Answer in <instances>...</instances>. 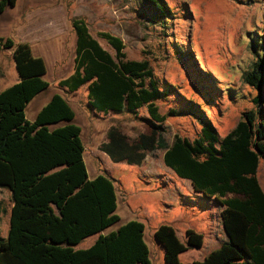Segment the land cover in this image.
I'll list each match as a JSON object with an SVG mask.
<instances>
[{
  "label": "trees",
  "instance_id": "obj_1",
  "mask_svg": "<svg viewBox=\"0 0 264 264\" xmlns=\"http://www.w3.org/2000/svg\"><path fill=\"white\" fill-rule=\"evenodd\" d=\"M14 2L0 0V12ZM145 2L157 23L166 25L175 11L165 0ZM72 26L74 67L59 85L70 92L86 85L88 104L97 112L136 113L146 107L151 117L149 132H140L131 142L110 128L101 150L113 162L140 164L147 151L162 149L165 165L188 179L193 190L219 204L227 239L192 264H264V189L257 175L264 159V36L261 54L252 41L254 59L242 73V81L256 91L251 99L254 107L242 111L222 137L207 111L223 92L217 78L193 59L191 49H180L192 79L201 86L206 106L185 97L187 114L198 119L199 129L192 139L175 134L168 143L161 125L166 114L159 113L156 101L171 94L185 95L156 77L146 59H127L119 36L99 34L114 50L112 54L83 19L74 18ZM5 48L12 51L18 79L0 90V187L7 188L12 199L7 236L0 235V264H150L142 222L128 220L100 233L120 219L115 212L117 195L108 176L88 177L81 127L73 122L75 111L68 101L55 92L33 120L26 118L27 104L50 85L44 79V58L35 55L26 41L0 37V52ZM178 114L177 108L167 112ZM97 233L91 245L75 248ZM154 237L168 264H183L179 254L199 248L203 239L187 229L182 242L169 224H160Z\"/></svg>",
  "mask_w": 264,
  "mask_h": 264
},
{
  "label": "rangeland",
  "instance_id": "obj_2",
  "mask_svg": "<svg viewBox=\"0 0 264 264\" xmlns=\"http://www.w3.org/2000/svg\"><path fill=\"white\" fill-rule=\"evenodd\" d=\"M165 1L175 9L166 25L151 20L152 13L145 0H15L0 12V37L28 42L33 53L42 56L47 65L44 79L50 85L28 103L26 118L33 120L52 94L60 93L75 111L73 122L81 127L88 177L103 174L112 179L117 195L115 212L120 219L101 233H108L128 220H138L144 224L150 264H168L163 247L154 237L155 229L160 224H169L182 242H185V231L192 229L202 235V245L179 254L181 263L192 264L219 247L225 237L219 204L214 198L193 190L187 179L178 177L165 165L162 149L147 151L141 164L113 162L101 150L110 128L118 129L130 142L140 132H149L151 117L146 107L136 113L97 112L88 104L86 85L70 92L58 83L73 71L72 20L81 18L110 53L114 54V50L100 32L119 36L127 59H146L156 77L185 95L178 98L171 94L157 100L156 105L160 114H166L161 125L168 143L175 134L192 139L200 124L196 117L187 114L185 97L200 100L204 106L206 103L201 86L192 79L193 74L179 53L180 49H191L195 54L193 59L216 76V84L223 91L216 106L207 107L222 137L235 126L242 111L254 107L251 99L256 91L242 81V73L254 59L253 40L255 50L262 53L264 0ZM11 52L10 48L0 52V90L18 79ZM196 73L199 76L200 71ZM171 108H177L180 114L167 115ZM257 175L264 189V159H260ZM11 202L10 191L0 187L3 238L9 229ZM97 237L98 233L89 235L75 248L88 247Z\"/></svg>",
  "mask_w": 264,
  "mask_h": 264
},
{
  "label": "crops",
  "instance_id": "obj_3",
  "mask_svg": "<svg viewBox=\"0 0 264 264\" xmlns=\"http://www.w3.org/2000/svg\"><path fill=\"white\" fill-rule=\"evenodd\" d=\"M41 93V92H40ZM39 94V93H38ZM28 105V104H27ZM141 164V163H140ZM188 180V179H187ZM189 181V180H188ZM190 182V181H189ZM190 185H191V183H190ZM192 187V186H191ZM193 189V188H192ZM11 194V193H10ZM11 206H12V202H11ZM11 209V208H10ZM224 231V230H223ZM101 233V232H100ZM224 234H225V232H224ZM227 239V236H226V234H225V237H223V239H221V243L223 242V241H225Z\"/></svg>",
  "mask_w": 264,
  "mask_h": 264
}]
</instances>
